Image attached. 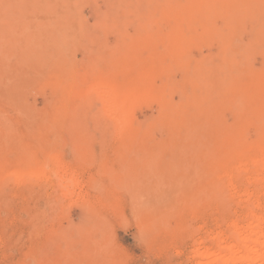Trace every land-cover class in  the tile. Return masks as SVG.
I'll return each mask as SVG.
<instances>
[{
  "label": "rangeland",
  "instance_id": "rangeland-1",
  "mask_svg": "<svg viewBox=\"0 0 264 264\" xmlns=\"http://www.w3.org/2000/svg\"><path fill=\"white\" fill-rule=\"evenodd\" d=\"M111 1L0 0V264H197L191 256L204 234L218 231L230 211L237 217L246 209L238 207L237 196L223 192L218 137L221 122L234 127L245 116L259 126L264 111L255 113L249 95L240 111L230 105L224 110L234 96L221 95L220 80L227 69L263 71L264 0L219 10L216 37L203 34L202 23H195L193 39L174 34L170 23L160 25V32H143L136 16L156 15L154 0ZM72 16L90 29L85 33L84 22V30L73 23L78 33L68 28L69 38L55 48V32L66 30V18ZM17 25H22L19 31ZM145 48L151 54L143 53L141 64L155 69L156 89L168 87L162 97L176 109L173 124L160 121L164 102H158L156 91L132 107L133 137L117 134L91 97L66 101L63 115L52 121L68 89L90 82L84 73L95 76L96 68L114 62L109 53L123 62L133 49ZM122 49L128 51L119 54ZM247 71L241 81L249 77ZM252 126L249 135L255 139ZM54 156L61 165L53 164ZM43 169L44 178L28 175ZM62 181L68 186L60 187ZM205 191L215 202L196 206Z\"/></svg>",
  "mask_w": 264,
  "mask_h": 264
},
{
  "label": "bare ground",
  "instance_id": "bare-ground-1",
  "mask_svg": "<svg viewBox=\"0 0 264 264\" xmlns=\"http://www.w3.org/2000/svg\"><path fill=\"white\" fill-rule=\"evenodd\" d=\"M88 1H90V3H91V0H88ZM112 1H115V0H112ZM154 1L157 4H154L153 6L158 5V9H156V11H157L156 15L153 14V15H151V17L147 16V14L149 13L147 10V11H145L146 13L148 12L147 14L144 13L143 17L137 19V16H136L137 12H136L135 16H136L137 20L134 18L135 16L133 17L137 23L136 25H139L143 29L142 30L143 32L151 31V30L153 31L156 28L158 29V30L157 29L156 30L160 32V30H162V27L160 25L170 23L173 25V27H171L172 32L174 34H177V35L181 34L183 37H185V39H193V36H194L193 32L196 31L195 28L197 27V25H196V27H194V25H195V23L198 24L199 22L202 23V33L203 34H205V33L210 34L211 33L210 35L213 34L214 37H216V33L220 28L219 27L217 28V26H216V24L217 25L219 24V23H217L219 21H216V23H215L214 20L216 19L215 16H217L219 13H221V12H219V10H221V9L224 10L225 7L238 9L239 8L238 6H241V4L243 5V4H245L244 2H246V0H154ZM250 1H252V0H250ZM254 2H256V1L254 0ZM254 2L252 1L253 5H254ZM259 2H263V0L257 1L256 3H259ZM103 3H104V1H103ZM106 3H108V2H106ZM140 3H143L145 6L144 1L140 2ZM83 4H86V3H83ZM79 5L83 6L82 4H79ZM104 5H105V3L102 5V7H104ZM146 5L148 6V9H149V5L148 4H146ZM46 6L47 5L45 4V7ZM87 6L88 5H86V9H87ZM93 6L94 5H92V7ZM116 6H117V4H116ZM37 7H38V3L35 1L31 8L35 9ZM67 7H68V5H67ZM94 7L96 9V6H94ZM256 7H258V6L256 5ZM74 8L76 11L75 5H74ZM107 9H109V7ZM138 9L140 10V8H138ZM21 10H23V6L21 7ZM40 10H41V8H40ZM97 10H100V9L97 8ZM97 10H95V13ZM71 11H72V9H71ZM71 11L69 10L68 13ZM109 11H111V13H112V10H109ZM72 12L70 13L71 15H72ZM141 12H142V10H140V14H141ZM25 13H27V12L25 11ZM79 13H81V12H79ZM98 13H99V11H97V14ZM239 13H242V12L239 11ZM34 14H36V13L34 12ZM81 14H78V16ZM99 14L101 15V13H99ZM14 15L15 14H13V16ZM18 15L19 14H17L16 16H18ZM21 15H23V14H21ZM21 15H19V16H21ZM52 15H54V14H52ZM239 15H241V14H239ZM97 16L98 15H96V17ZM23 17H26V16H23ZM56 17H57V15H56ZM75 17H76V15H75ZM138 17H140V16H138ZM20 18H22V16ZM72 18H73V16L66 18V21L68 23V27L66 28V30H57V31L55 30L56 31L55 32L56 43L54 44L55 48L59 47V44H62V42H65V40L67 41V39L69 38V37L65 38V35H64V31H67L68 28L72 32L76 31L78 33L79 29L78 30L74 29L75 26L73 23H75L77 27L80 26V28H82V27L85 28L84 32L85 33L87 32L86 28H89V27H87L85 25L84 21L81 22V20H80V24H82L84 22L83 25L86 27H84L83 25L81 27L77 18H76V20H77V23L79 25H77L75 19L74 18L72 19ZM82 18H83V16H82ZM102 19H104V18H102ZM110 19H111V17L108 20H110ZM134 19H131V20H133V23H135ZM217 19H218V16H217ZM108 20H105V21H107V23H108ZM16 21L17 20L15 19V22H13V23L17 24L18 22H20V20L17 22ZM23 21H25V20H23ZM85 21H86V19H85ZM95 21H96V19H95ZM95 21H94V26L96 28L98 24L96 25ZM100 21L98 23H100ZM110 22H112V21L110 20ZM25 23H26V21L24 22V24ZM130 23H132V22H130ZM130 23H128V24H130ZM201 23L199 24L200 26H201ZM24 24H22V25L24 26ZM53 24H55V23H53ZM125 24H127V23H125ZM22 25H17L18 31L21 29ZM115 25L117 26V28H120L118 26H120L121 24H120V22L119 23L117 22ZM48 27L50 28V26H48ZM99 27H101V24ZM99 27H97V28L99 29ZM39 28H41V26H39ZM83 28H82V30H84ZM111 28H113V27H111ZM122 28H124V27H122ZM15 29H14V31H15ZM139 29H138V31H139ZM115 31H116V29H115ZM76 32H75V34H76ZM111 32L112 31L110 30V33ZM93 33H95V32H93ZM93 33H91V34H93ZM96 33H97V31H96ZM40 34L41 33L39 32V35ZM17 47H18V45H17ZM14 50H15V46H14ZM119 51L120 50H118V52ZM127 51L128 50L122 49V51H120L119 54L120 53L122 54V52H127ZM147 52L151 54V50L146 49V48L145 49H133V51L129 52L130 53L128 56L129 58L127 57L125 59V61H123V62L115 61V55L109 53V55H110L109 58L110 59L113 58L114 62L112 61L111 62L112 64H110L107 68L101 69L100 71L98 70L100 68H96L98 71V74L96 73L95 76H93L94 75L93 73H91V74H93L92 76L89 73H84V75H82V76H85L86 80L91 79L90 82H88V84L81 85V86L73 85L68 89L69 93L67 92V94L63 95V97L61 96L62 97L61 102L57 103L55 108H54V117H53L54 120H52V121H54V122L57 121L58 116L63 115L64 104L66 101L79 99V97H81L82 99H84L86 97H91L95 103L96 102L100 103L101 110L105 112L106 116H108L109 122L111 125L114 126V129H116L115 132L117 134H119L121 136H125V137H133L136 134V130H134V126L130 122L131 109L138 100H140L142 98L152 97V96H154V93L156 91V92H158V95L156 97L158 102L159 103L164 102V105L162 106V112H161L162 118L160 121L162 122V124H165V125L173 124V122L177 119L176 118V116H177L176 109L174 108V111L170 110L169 106L172 104V102L170 100L167 101L166 99H164L162 97V95H164L165 92L168 90V87L163 85L162 88L158 87L156 89L155 88L156 83H154V81L157 79V75L155 74V72H156L155 69L154 68H147V66L145 67L143 64H141V62L143 60L142 54L147 53ZM168 52L171 53V57H172L173 50L170 49ZM26 53H29V52H26ZM119 54L117 53V55H119ZM23 55H24V53H23ZM156 57L160 58L159 55H156ZM134 58H136V60ZM262 67L264 68V65ZM262 67H261V69H263ZM96 69L94 70V72L96 71ZM249 69H250V66H249L248 70ZM241 70H243V69H241ZM241 70L238 71V70L227 69L223 72V80H220L221 82L224 81L221 95H225V96L232 95V96H234L233 101H230L229 103L222 105V106H224V110L227 108L226 105L227 106L230 105V107L233 108L232 110H235V112L240 111L242 109V107L243 108L245 107L244 104L247 103L246 102L247 101V95H249L250 98L253 97L252 99H254V101H255V103L253 104L255 113L263 112L264 111V72H263L264 69H263V71L260 70V72L262 71L261 73H257L256 70L254 72V70H252V69H251V71L250 70L247 71L246 69H244V71H241ZM245 70L247 71V73H245V74H248V72L250 73V74H248L249 77L247 76L248 77L247 80H246V78H244L245 75H243V72H246ZM241 74H242V76H244L243 77L245 79V80L243 79L244 81L243 80L241 81V79H242ZM76 77H77V75H76ZM183 81L187 82V84H188V82L190 84H196V82L192 78H189V80L187 78H184ZM61 87H62V85H61ZM30 89H32V87H30ZM47 89H48V87L46 88V90ZM250 98H248L250 101L249 106H251V102H252L251 101L252 99L250 100ZM28 102L29 101H27V103ZM247 105H248V103H247ZM38 108L39 107H37V109ZM243 113L246 114V112H243ZM237 115H238V113H237ZM237 115H236V117L238 119L239 115L238 116ZM240 115H241V113H240ZM246 115H248V113ZM253 116L254 115H252V118H253ZM244 117L245 116L240 117V119L238 120V123L234 127L229 126L227 123L221 122V125H222L221 126V135H220V137H218V139H219L218 144H219V148H221V159H222L221 178L223 179V188H222L223 192L225 190L226 191L228 190L232 199H233V197L237 196L239 199L238 207H241V210L243 207L246 209H243V211L245 210L244 213L241 212L243 214H240V216H237V217L234 216V214L237 215V212L232 211L233 212L232 213L230 211L231 215L229 213V216L225 219H223L224 216L222 217L223 220H222L221 227L223 226L224 229L219 227L218 231H214L211 233L209 231L210 234H208L206 237H205L206 234H204V239L202 238L203 239V240L201 239L202 242L201 243L199 242V244H198V246L200 245L201 248L195 247L196 249L193 250L192 256H191L197 261L196 262L197 264H264V204H262L260 201V199L262 198V195H261L260 199H259L260 195H258L261 193L264 194V124L259 125V126H257L255 124L256 127H254L255 125L252 126V123H251L252 119L249 118V119H251V121L248 122L249 119H246ZM225 121L226 120H224L223 122H225ZM50 126H52V125H50ZM251 126L254 127V131H255V135H256L255 139H251V137L249 135L250 129H252V128H250ZM47 144H48V142H47ZM40 149L42 150V148H40ZM23 151H25V150H23ZM35 152H36V150H35ZM39 152H41V151L39 150ZM31 158H33V156ZM19 160H21V158ZM44 160H46V159H44ZM17 161H18V158H17ZM36 161L38 162V160H36ZM53 162H54L53 164L57 163L59 165H61V163H62L61 159H59V156H56L53 159ZM23 163H22V165H23ZM49 164H51V163H49ZM49 164H47V165H49ZM45 166H46V164L44 162L43 168ZM38 169L40 170V168H38ZM58 169H55V170H57L56 172H58ZM61 169H62V167H61ZM43 170L44 171H40V172H36L35 170H31L28 173V175L31 177H34V178L35 177L40 178L39 176H43V178H44V175L47 173H45L46 169H43ZM13 174H14V178H16L15 175H17V173L13 172ZM18 176H19V173H18ZM22 177H24V176H22ZM17 178H19V177H17ZM16 181H18V180H16ZM64 184H66V182L63 183V181H62V183L60 184V187L64 186ZM65 186H68V185L66 184ZM66 189H68V187H66ZM202 191H204V189H202ZM228 191L226 193L227 194L226 196H230V195H228ZM211 193L212 192L205 191L203 196H200L199 199L196 200V202H195L196 206L200 207V205H202V203H205L208 200H211V203H212L214 200L212 199ZM263 198H262V200H263ZM234 204H236V203H234ZM209 207H210V205H209ZM252 207L253 208L257 207L258 211H255ZM235 208H237V207H235ZM237 209L239 210V208H237ZM234 210H236V209H234ZM227 215L228 214H226V216ZM203 226L205 227L206 225H203ZM206 230H205V233H207ZM212 230H214V229H212ZM209 241H210V245L208 243ZM196 242H195V245L197 244ZM207 243L209 246H207Z\"/></svg>",
  "mask_w": 264,
  "mask_h": 264
}]
</instances>
